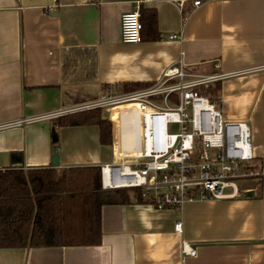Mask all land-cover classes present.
I'll return each mask as SVG.
<instances>
[{
  "label": "crops",
  "instance_id": "1",
  "mask_svg": "<svg viewBox=\"0 0 264 264\" xmlns=\"http://www.w3.org/2000/svg\"><path fill=\"white\" fill-rule=\"evenodd\" d=\"M177 1L0 0V126L18 124L0 129V171L118 164L138 150L137 115L84 107L144 89L177 62L220 76L209 86L218 88L217 108L248 124L264 166V0H200L192 10L195 0H184L182 14ZM136 8L145 25L154 12L157 40L143 30L141 42L122 43L120 17ZM82 112L109 121V145L95 125H59ZM246 181L238 197L180 209L104 205L100 245L0 249V264H264V177ZM67 224L69 237L83 236L77 221ZM184 242L195 256L181 255Z\"/></svg>",
  "mask_w": 264,
  "mask_h": 264
},
{
  "label": "built area",
  "instance_id": "2",
  "mask_svg": "<svg viewBox=\"0 0 264 264\" xmlns=\"http://www.w3.org/2000/svg\"><path fill=\"white\" fill-rule=\"evenodd\" d=\"M184 4V0L177 1L181 14ZM202 4L195 0L190 10ZM120 20L122 43L141 42L138 8L122 14ZM184 68L177 62L162 73L159 81L144 89L101 97L84 107L124 106L137 115L138 150L119 156L118 164L100 167L102 190L138 189L144 204L163 211L180 209L185 203L238 197L240 181L264 177L263 163L252 153L248 124L225 120L217 102L205 94L220 76H197ZM181 230V223L175 222L174 232L180 234ZM181 255L193 257L195 250L184 242Z\"/></svg>",
  "mask_w": 264,
  "mask_h": 264
},
{
  "label": "trees",
  "instance_id": "3",
  "mask_svg": "<svg viewBox=\"0 0 264 264\" xmlns=\"http://www.w3.org/2000/svg\"><path fill=\"white\" fill-rule=\"evenodd\" d=\"M147 19L146 25L140 19L141 33L147 30L157 40L154 12ZM135 88L141 87L130 86L126 93ZM217 90L210 87L205 94L217 102ZM59 125H95L100 142L111 143V124L95 112L76 114ZM132 199L142 203L138 189L102 190L100 168L96 167L59 173L54 169L0 171V249L98 246L101 207L129 204ZM69 206L71 214L65 212ZM71 220L78 222L82 237L67 234Z\"/></svg>",
  "mask_w": 264,
  "mask_h": 264
},
{
  "label": "rangeland",
  "instance_id": "4",
  "mask_svg": "<svg viewBox=\"0 0 264 264\" xmlns=\"http://www.w3.org/2000/svg\"><path fill=\"white\" fill-rule=\"evenodd\" d=\"M252 182H247L246 180L240 181L238 184L243 187V186H247L248 184H251Z\"/></svg>",
  "mask_w": 264,
  "mask_h": 264
},
{
  "label": "water",
  "instance_id": "5",
  "mask_svg": "<svg viewBox=\"0 0 264 264\" xmlns=\"http://www.w3.org/2000/svg\"><path fill=\"white\" fill-rule=\"evenodd\" d=\"M52 165L57 166V157L56 156H54L52 158Z\"/></svg>",
  "mask_w": 264,
  "mask_h": 264
}]
</instances>
